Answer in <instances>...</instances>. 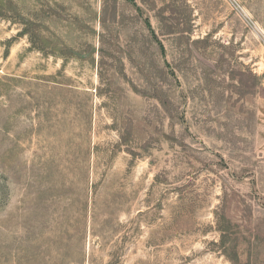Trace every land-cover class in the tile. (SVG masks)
Wrapping results in <instances>:
<instances>
[{
	"label": "rangeland",
	"instance_id": "374dc122",
	"mask_svg": "<svg viewBox=\"0 0 264 264\" xmlns=\"http://www.w3.org/2000/svg\"><path fill=\"white\" fill-rule=\"evenodd\" d=\"M0 264H264V0H0Z\"/></svg>",
	"mask_w": 264,
	"mask_h": 264
}]
</instances>
